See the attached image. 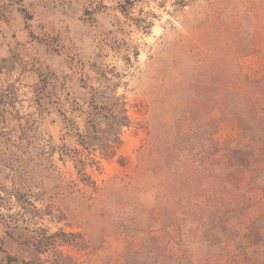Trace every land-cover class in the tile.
<instances>
[{"label":"rangeland","instance_id":"obj_1","mask_svg":"<svg viewBox=\"0 0 264 264\" xmlns=\"http://www.w3.org/2000/svg\"><path fill=\"white\" fill-rule=\"evenodd\" d=\"M208 213L264 240V0H0V264H127Z\"/></svg>","mask_w":264,"mask_h":264},{"label":"crops","instance_id":"obj_2","mask_svg":"<svg viewBox=\"0 0 264 264\" xmlns=\"http://www.w3.org/2000/svg\"><path fill=\"white\" fill-rule=\"evenodd\" d=\"M204 117H208V122L214 118L205 110L197 112V134L204 128ZM258 139L256 127L241 125L228 144L229 156L250 157ZM177 225L173 238L158 241L151 249L147 246L144 252L130 254L127 264H264V241L246 239L225 221L196 216Z\"/></svg>","mask_w":264,"mask_h":264},{"label":"trees","instance_id":"obj_3","mask_svg":"<svg viewBox=\"0 0 264 264\" xmlns=\"http://www.w3.org/2000/svg\"><path fill=\"white\" fill-rule=\"evenodd\" d=\"M213 120V119H212ZM245 125H247V126H253V127H255L254 125H251V124H248V123H246ZM258 142V141H257ZM256 142V143H257ZM235 158H241V159H247V158H242V157H236V156H234ZM196 216H198V217H200V218H203V217H201L200 215H196ZM209 216H213V217H216V216H214L213 214H211V213H208L206 216H204V217H209ZM216 218H218V217H216ZM219 219V218H218ZM219 220H221V221H224V220H222V219H219ZM184 221V220H183ZM226 222V221H225ZM227 223V222H226ZM248 240H250V241H258V240H262V241H264L263 239H249V238H247Z\"/></svg>","mask_w":264,"mask_h":264}]
</instances>
